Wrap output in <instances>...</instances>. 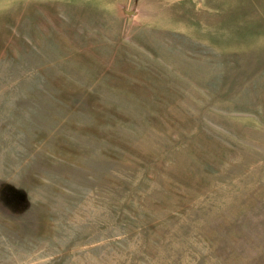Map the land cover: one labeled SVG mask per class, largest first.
Returning a JSON list of instances; mask_svg holds the SVG:
<instances>
[{
  "label": "rangeland",
  "instance_id": "374dc122",
  "mask_svg": "<svg viewBox=\"0 0 264 264\" xmlns=\"http://www.w3.org/2000/svg\"><path fill=\"white\" fill-rule=\"evenodd\" d=\"M0 264H264V0H0Z\"/></svg>",
  "mask_w": 264,
  "mask_h": 264
}]
</instances>
